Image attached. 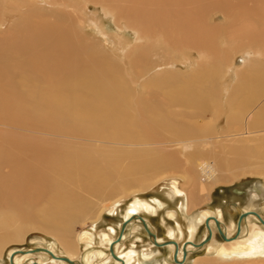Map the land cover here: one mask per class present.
<instances>
[{"label":"bare ground","instance_id":"1","mask_svg":"<svg viewBox=\"0 0 264 264\" xmlns=\"http://www.w3.org/2000/svg\"><path fill=\"white\" fill-rule=\"evenodd\" d=\"M68 1L78 2L0 0V127L6 128L0 130V264H68L61 258H68L75 264H141L138 245L132 244L124 252L118 250L125 238L124 232L118 242L121 226L133 217L135 219L129 225H140L148 237L149 247L142 252L144 260L150 259L160 248L167 247L172 250L173 262L178 251L179 263L176 264L186 263L194 251L209 254L206 258H196L195 264H264L263 214L245 210L241 213L246 214L242 221L240 215L229 225L224 221V213L218 204L216 208L202 207L199 217L188 220L187 226L182 222L183 214H191L209 189L224 182V172L233 170V165L264 169V61H258L264 58V0H216L211 9L213 13L224 15L231 25L241 20L252 21L255 25L256 30H249L252 31L251 44H255L242 52L243 62L239 61L250 70H245L249 73L241 74V78L235 61L226 67L221 57L225 55L221 52L222 55L216 56L215 52L221 49L216 45V50L215 43L223 28L221 30L211 24L213 13L208 17L204 14V9H207L205 3L214 0H86L102 4L106 13L110 11L116 15L120 25L125 23L135 32V42L122 41L117 45L119 52L110 51L106 44L98 47L88 43L83 16L86 12L81 9L80 15L77 4L71 3L76 8L74 10ZM41 2L50 8L52 6L50 11L40 9ZM29 7L33 9L29 10ZM55 7L58 8L53 9ZM22 8L25 11H21ZM14 16H19V21L9 30L5 25H9V17ZM100 35L105 37L103 33ZM106 48L111 54L105 51ZM184 48L198 52L201 60H197L196 66L186 57L182 64L174 60ZM154 59L158 60L156 64ZM179 67L191 68L192 73L186 78L177 76ZM129 68L132 73L140 71L142 74L153 70V79L148 84L143 82L147 84L145 88L162 90L169 103L200 109L203 113L207 109L212 110L217 118L224 113L222 98L219 100L217 95L219 84L227 75L235 76L238 81L235 91L231 84L223 90L232 110L231 115L225 116L226 128L218 129L212 124L204 130L203 127L187 128L175 124L170 129L175 140L152 139V132L150 135L141 128L138 121L132 119L135 115L130 113V109L135 107L136 114L143 115L140 106L145 103L136 94L135 86L129 85V77L125 74ZM153 112H150L151 116L155 114ZM157 116L162 117V113ZM10 123L33 128L43 138L36 139L34 134V139L26 136V139H17L18 136L9 139ZM171 124L162 120L152 125L159 131L171 127ZM201 132L215 133L216 137L211 138L212 134L202 136ZM47 135L63 137L68 144H63L66 141L58 144L49 140ZM71 139L99 145H78L70 142ZM205 142H210L213 150L205 152ZM227 155L232 156L231 161ZM130 159L137 161L119 168L121 161ZM183 161L190 166L185 165V168ZM173 169L187 172L185 184H180L174 177H171V184L166 177L160 178ZM198 170L206 184L198 183ZM48 173L59 175L65 181L54 180ZM256 173L264 174L260 170ZM155 179L168 182L160 192L174 205L166 216L177 226L175 228L166 222L165 240L159 237L144 216L163 211H157L158 207L164 206L158 198L154 197L153 203L142 197L136 198L126 208L121 204L123 199L113 200L120 195L125 197L123 194L131 192L134 187L143 190ZM115 180L117 183L113 185ZM66 182L83 185L82 189L85 187L92 191L100 201H112L108 205L100 203V210L94 211L95 204L88 203L82 195L61 191ZM42 193L53 195L44 203L40 216L24 219L22 215L25 212L22 214V211L29 210L31 205L23 202L27 199L37 201V195ZM124 210L126 219L121 222L118 233L113 226L108 227V231H98V223L104 222L105 213L117 219ZM93 216L97 219L88 226L86 220ZM141 219L145 220L157 243L169 242V245L156 246ZM216 220L226 240L221 237ZM80 222L84 225L83 231L76 235L74 226ZM31 230L51 235L60 249L57 250L55 245L38 246L13 248L5 253L8 243L22 240L24 234ZM201 230H204L203 239L196 244L193 238ZM210 232V241L201 246ZM180 237L187 239L178 241ZM111 245H114L120 260L112 256ZM36 249L41 252L32 253ZM81 249L86 253L85 262L77 258ZM105 249L108 254H105Z\"/></svg>","mask_w":264,"mask_h":264},{"label":"rangeland","instance_id":"2","mask_svg":"<svg viewBox=\"0 0 264 264\" xmlns=\"http://www.w3.org/2000/svg\"><path fill=\"white\" fill-rule=\"evenodd\" d=\"M22 1H24V0H22ZM210 2L205 3V7H207V9H204L205 10L204 14L206 17H208L209 15H212L213 12H211V9L214 8L215 2H217V1L214 0V1H210ZM43 3L42 2L40 3L39 8L42 10L43 9L46 10V12H48L47 9L50 11L52 6L50 8V6L48 7V5H46L45 3L43 4ZM71 3L77 4V6L79 7L80 15H81V9L86 12V13H83V16L85 18L84 21L86 22L85 34H87V36L89 37L87 39L88 43H92L98 47H104V45L106 44L105 45L106 47H108V46L110 47L109 48L110 51L115 50V51L119 52V48H117V45L120 44L122 41L123 42L125 41L127 43L129 42V44H131V43L133 44L135 42V32L132 31V29L131 30L128 29L126 27L125 23L120 25L116 15L112 12L110 13V11H107V13H106V10L102 4H96L94 2H89L86 0L85 1L84 0L83 1L78 0V2L68 1V4L71 7H72ZM41 4H43V5H41ZM208 5L210 6V8ZM56 8H58V7H55L53 9H56ZM59 8H61V7H59ZM72 8L74 10H76L75 7H72ZM32 9H33V7H29V10H32ZM22 10L25 11V8H22L21 11ZM237 11H238V9H237ZM213 14H214V16H213L214 19L212 20L211 24H213V26H217L220 28L222 27L223 30H222V28H221V30H222V32L224 31V34H225L224 35L220 31V33L222 35L219 34L220 38H219V40L216 41L217 44L214 42L215 48L216 47L218 48V46H219V48L221 49L219 51L216 48V50H217L215 52L216 56H218V54L222 55V53H223V55H225V56H221V57L224 60L223 65H225L226 67L230 66V64L234 63V61H235L236 68L239 69V73L238 72L237 73L240 74L239 78H241V76L247 75L249 73V71L247 73V72H245V70L246 71L250 70L249 66L243 67V63L239 64V61L243 62V60H241V58L244 57L243 56L244 54L242 52H244L245 49H250V47L252 48V45L255 44V43L251 44L253 42L251 34H252L253 30H256V29H254L255 25L252 21H248V20H244V21L241 20L240 22H235L234 24L231 25L229 22H226L227 19L221 13L214 12ZM17 17H19V16H17ZM17 17L14 16L11 19L9 17V25L6 24L7 26L5 25V27L9 26V30L12 29L19 21V18L17 19ZM96 22H97V24H96ZM222 22H224V23H222ZM225 23H227V25ZM221 24H223V25H221ZM95 25L97 27H95ZM98 27H100V28H98ZM227 29H229V30H227ZM250 29L252 31H249ZM102 30H103V32H102ZM2 32H5V31L2 30ZM133 32H134V34H133ZM100 33L101 34L103 33L105 35V37L103 35H100ZM120 39H122V40H120ZM216 45H218V46H216ZM228 47L230 49L227 50ZM262 47H263L262 50L264 51V44ZM106 49L107 50H105V51L108 54H111L109 52L108 48H106ZM225 50H227V51H225ZM181 51H184V52H181ZM181 51L178 52L179 54H177L175 57L176 59H174V60H176V62H178L180 64H182L184 62L185 57L189 58L193 63H195L194 66H196V63L198 62L197 60H199V61L201 60L199 58L198 52L195 50L184 48ZM122 57L123 56L120 54V58H122ZM263 59L261 58L258 61H260V60L264 61ZM127 60H129V59L126 56V61ZM212 61H214V60H211V62ZM157 62H158V60L154 59V64H156ZM126 65L127 64H125L123 66H126ZM176 71H177L176 74L179 73V74H177V76L185 77V78L188 77L192 73L191 68H187V67L186 68L179 67ZM138 72L134 71L132 73V71L129 68V71L127 70V72H125V74L127 75V76L126 75L125 76L129 77L128 78L129 83H131L129 85L135 86L136 90H138V91H136V94L138 93L137 95L141 96V100L145 103L144 106H140L141 109L143 110L144 114L143 115H142V113L139 115L136 114L135 107H132L134 110H132V108L130 109V113L133 116L135 115L134 117L132 116L133 117L132 119L137 120L138 121L137 123L139 124V126L141 128L145 129L148 134H150V131L152 132V136H153V137L151 136L152 139H154V140L158 139L157 141L166 140L164 142H169V141L171 142V139L175 140L176 137L172 134V131L170 130V129H172V127L175 124L178 126L180 125L181 127L184 126L187 128L195 126V127H197V129H202V127H203L204 130H206V127L208 128V127L213 126V125L215 126V128L217 127L218 129H225L226 128L225 127L226 126V117L225 116L231 115L232 110H231V103L229 104L230 101L227 102L228 98L226 96V93L223 90H226L228 87H231L230 86V84H231L232 86L234 85L233 86V92L235 91V87H236V85H238V84H235V83H238V81L235 80L236 79L235 76H234V78H235L234 79L232 76L227 75L221 81L222 83L219 84V88H218L219 91L217 92V95L219 94L218 95L219 100L222 98V100H220V101L223 102V104H224V110H223L224 113L222 116L217 118V114H215V112L212 110L210 111L207 109L205 111L206 113H203V112H201L200 109L185 107V106H181V105L178 106V105H173V104L169 103L168 100L166 99V95L162 92V90L158 91L156 88H154V90L145 88L146 85L150 82V80L153 79L154 71L152 70L151 73H150V71L147 73H143L144 75L140 71H138ZM234 74H236V73H234ZM241 74H243V75H241ZM228 76H229V78H228ZM142 77H144L145 79H142ZM138 82H140V84H138ZM143 82H146L147 84L143 83ZM223 83H225V84H223ZM136 84L138 87L136 86ZM144 89L147 92H145ZM163 98H165V99H163ZM152 111L155 112V114L153 116H151V113H150ZM132 112L135 114H133ZM160 112L162 113V117L157 116V114L159 115ZM177 117H179V118H177ZM162 120H167L172 124H171V127L169 126L167 128H164L163 130L159 129V131H160L159 132L158 130L155 129V126H153V125H154V123H157L158 121H162ZM179 120H181L182 122H186V123L182 124V122L181 123L177 122ZM153 121H155V122H153ZM190 123L193 125H191ZM197 124H199V125H197ZM200 125H203V126H200ZM26 129H28V130H26ZM0 130H6V128L4 129V127H0ZM8 130H9V137H10L9 139H12V136H13V138L18 136L17 139H26V137H27V139H29V138H33L32 136H34V134H36L34 136V138H36V139L37 138H39V139L43 138L42 136L39 135L40 132H38L37 130H34L33 128H29L28 126H25V125H22V126L18 125V127H17V124L10 123ZM168 130H170V131H168ZM29 131H30V133H29ZM11 133H13V134H11ZM25 133H26V135H25ZM201 133L203 134L202 136H206L205 134H209V135L212 134V133H204V132H201ZM154 134H156V135H154ZM209 135H207V136L209 137ZM212 136L216 137V134L213 133L210 137L212 138ZM46 137L47 138L49 137V140L52 139V141H56V143H58V144H62L63 141H66L63 137H60V136L47 135ZM46 137L44 136V138H46ZM163 138H164V140H163ZM82 140H85V139H82ZM70 142H72L74 144H78V145L95 144V143L88 142V141L82 142L81 140H77V139H71ZM63 144H68V142L66 141ZM95 145L98 146L99 144L97 143ZM100 146H103V145H100ZM107 146L104 145V147H106V148L111 147L110 145H107ZM124 148H126V147H124ZM168 150L170 151L171 149H168ZM203 150L205 152H210L211 150H213L211 143L205 142L203 144ZM226 157H227V159L228 158L230 159L229 161H231V159H232L231 155H227ZM132 161L135 162L137 160L130 159V161L129 160L128 161L123 160V162L121 161V163L119 164V166H120L119 168L122 169V168L126 167ZM209 161L213 162L212 159H210ZM183 162H184V167H185V165L188 167L190 166V165L185 164V161H183ZM233 166H234L233 170L231 168V170L224 172L223 175H224V177L225 176L226 177H225L224 182L221 183V185H218L216 187H213L212 189H209L207 194L205 196L201 197L200 203L197 205L198 207L196 206L195 208H193L191 211L192 213L189 214V215H191L190 217H188L189 215L186 216V214H183L184 219L182 222H184L183 223L184 226H187L188 220H193L194 218L199 217L200 211L202 210V207L206 208V209L207 208H216L218 204H219L218 206H221L222 213H224L223 214L224 221L229 225L231 223L235 222L237 220V218L241 215V213H243L245 210H251V211H254V212H257L259 214L264 215V174L256 173L259 170H260V172L263 173L264 169H256L255 167L248 168L246 166H242L244 168L243 169L240 166H238L239 168L236 165H233ZM187 169H188V171L192 170V169L190 170L189 168H187ZM7 171H8V169H5V172H7ZM118 171H120V170H118ZM252 171H254V172H252ZM197 174H198V176H197L198 183L203 182V184H206V182L202 181L205 179L199 170H198ZM48 175L51 178H53L54 180H59L62 182L65 181V179L59 175L52 174V173L51 174L48 173ZM187 176H188V174L185 170L173 169V170H171L170 173L164 174L163 176L160 177L161 179L163 177L164 178L166 177V181H168L170 183L165 182V180L160 182V181H158L160 179H158V180L155 179L150 185L148 184L147 187L143 188V190L142 189L139 190V189H137V187H134L136 190L132 189L133 192L130 190L131 192L128 191L127 194H123V195H125V197L122 198L120 195L118 198L116 197L113 200H116L119 198L123 199L121 204H123V208H126V206L130 205L134 200H136V198L142 197V198L149 200L151 203H153L152 199L154 197L158 198L161 203H164V206L160 207V208L158 207L159 209L157 208V211L160 209H163V211L160 210L157 213H153V214L149 213L148 215H150V216L144 215V214L143 215L150 221L151 225L155 228L159 237L162 238V240H165L164 236L167 232L166 222L168 223V225H171L175 228H176L177 224L175 223L174 220H172L171 218L166 216V213L171 212L170 208L172 209L174 205H173V203H171V200L167 199L168 198L167 196L165 198L164 194L161 193L160 191L162 190V186L164 184H166V183L171 184V181L173 180V179L171 180V177H174L175 179L178 180V182L180 184L183 185V184H185V182H187ZM116 183H117V181L115 180L113 185H115ZM154 183H156V184L154 185ZM71 184H72L71 182L70 183L69 182L63 183V188L61 191L65 192V193H72V194L75 193V195H79V196L82 195L83 196L82 198L85 197L84 199L87 200L88 203H92V204L94 203L96 205L95 206L93 204L94 208H95L94 211L100 210L99 209V207L101 205L100 203H104L105 205H108L112 201V199L100 201L96 198L95 194L92 191H90V190L87 191L85 189V187L83 189H85L86 191L85 190L83 191V189L81 188V187H83V185L81 186V184L79 185V183H76V182H74L72 185ZM59 191L60 190L58 189L57 193ZM51 195H53V194L47 195V194L42 193L41 195H37L38 196L37 198L39 199L37 201H29L28 199L25 200L23 202L24 205H31V207L29 210L22 211V214L25 212L22 215V217L24 219H28V218H31L33 216L38 217V215L40 214V211L42 210L41 208L44 207V203L49 199V197ZM230 195H232L231 198H230ZM255 195H256V197H255ZM238 199H240V200H238ZM169 200H170V202H169ZM94 217H96V218H94ZM125 217H126V211L125 210L122 211L121 215L120 214L118 215L117 219L115 217H112V216L108 215L107 213H105L104 214V222L102 221V222L98 223L99 224L98 231L99 230L108 231L107 230L108 227L113 226L117 230V233H118L119 232L118 228L120 227L121 222L126 219ZM96 219H97V216L90 217V219L86 220V222H87L86 224L89 226ZM180 221H181V219H180ZM115 223L116 224L118 223V225H116ZM83 227H84L83 223H81V222L77 223L74 226L75 234L77 235L78 233L82 232ZM203 231L204 230H201L200 232H198L197 236L194 237L195 239L193 238L194 243L197 244L201 241V239H203ZM147 238H148L147 235H145V232L140 225H138V224L129 225L125 229V238L122 241L123 244L121 243L119 245L118 250H119V252H124V251L128 250L132 244H134L136 246L138 245L137 246L138 251H139L138 259H139V262L141 264H149V263L150 264H176L175 262H173V259L171 258L172 257V250L170 248H167V247L160 248V250L156 251V253H154V255L150 259L144 260V258L142 256L143 255L142 252H144V250L149 247ZM218 238L220 240L219 236H218ZM178 239H179L178 241H183V240L185 241L187 239V237H185L184 239L182 237H180ZM52 245H55L57 250L60 249V246L57 243V240L55 238H53L51 235H48L41 230H31V231L24 234L22 240L15 241L12 243L11 242L8 243V245L6 247L7 250L5 249V253H7L8 250H11L13 248L14 249H17V248L30 249V248H34V247H38V246L49 247ZM104 252H105V254H108L107 249H105ZM208 255L209 254L206 251H194L188 256L187 260L185 261L186 263H184V264H195L196 258H198V257L206 258ZM77 256H78L77 257L78 259L85 262L86 253H84L83 249H81V251L78 252ZM99 260L102 261L101 259H99ZM208 260L211 262L213 261L212 259H208ZM111 264H113V262ZM247 264H252V263H247ZM255 264H258V263H255Z\"/></svg>","mask_w":264,"mask_h":264},{"label":"water","instance_id":"3","mask_svg":"<svg viewBox=\"0 0 264 264\" xmlns=\"http://www.w3.org/2000/svg\"><path fill=\"white\" fill-rule=\"evenodd\" d=\"M244 216H246V214H245V215H241V217H240V221H242V219L244 218ZM257 216H258V215H257ZM134 219H135V217H133V218L130 219L129 221L123 223V225L121 226L120 235H119V237H118V242L121 241V239H122V235H123V233L125 232V229H126L127 226L131 223V221H133ZM141 221H142V225H143L144 229L146 230V232L148 233L149 237H150L151 239H154V241H155V245H156V246H158V247H162V246H164V245H169V242H168V243H165V244H159V243H157L156 240H155V235L150 231V229L148 228V226H147L145 220L141 219ZM207 224H209V221H207ZM239 225H240V224H239ZM216 226H217V228L219 229V232H220L221 237H222L224 240H226L224 234H223L222 231H221L220 223H219L217 220H216ZM239 228H240V227H239ZM211 234H212V233L210 232V234L208 235V237H206V239L200 244L201 246L207 244V243L210 241V239H211ZM173 245H175V246L177 247V244H176V243H173ZM38 252H41L40 249H36V250L32 251V253H38ZM110 252H111L112 256H113L116 260H120L119 257L116 255V253H115V251H114V245H111V247H110ZM20 253H23V254H24V252H20ZM48 253H49L51 256H54L51 252H48ZM177 253H178V251H176V253H175L174 261H175L176 263H179V261H178V259H177ZM186 255H187V251H186V249H184V256H186ZM61 260L67 262L68 264H75V262L71 261V260L68 259V258H61ZM12 263H13V262H12Z\"/></svg>","mask_w":264,"mask_h":264}]
</instances>
